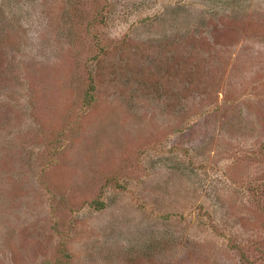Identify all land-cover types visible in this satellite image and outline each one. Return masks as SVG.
<instances>
[{
  "label": "rangeland",
  "instance_id": "obj_1",
  "mask_svg": "<svg viewBox=\"0 0 264 264\" xmlns=\"http://www.w3.org/2000/svg\"><path fill=\"white\" fill-rule=\"evenodd\" d=\"M0 264H264V0H0Z\"/></svg>",
  "mask_w": 264,
  "mask_h": 264
}]
</instances>
